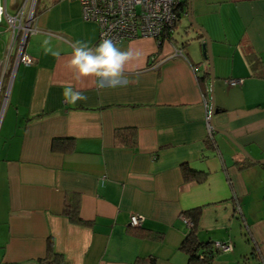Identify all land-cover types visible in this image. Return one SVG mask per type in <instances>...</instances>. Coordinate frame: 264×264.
<instances>
[{
    "label": "crops",
    "instance_id": "0c3cea01",
    "mask_svg": "<svg viewBox=\"0 0 264 264\" xmlns=\"http://www.w3.org/2000/svg\"><path fill=\"white\" fill-rule=\"evenodd\" d=\"M39 3L24 47L34 62L16 68L0 123V264H187L183 212L197 206L201 240L233 244L213 264H264V0H191L171 38L115 43L141 56L127 86L102 90L67 66L72 43L98 45V23L76 0ZM190 15L211 39L212 140L206 35ZM48 35L61 58L44 54ZM67 87L87 101L68 103ZM185 167L206 178L187 180ZM73 203L86 224L65 213Z\"/></svg>",
    "mask_w": 264,
    "mask_h": 264
},
{
    "label": "built area",
    "instance_id": "2783aa9c",
    "mask_svg": "<svg viewBox=\"0 0 264 264\" xmlns=\"http://www.w3.org/2000/svg\"><path fill=\"white\" fill-rule=\"evenodd\" d=\"M80 3L85 20L95 21L100 27L99 41L112 39L114 43L151 37L160 43L171 38L177 29L181 16L189 15L187 6L189 0H76ZM0 4L7 10L6 4ZM7 12V11H5ZM9 16L8 27L12 32V45L6 61L0 62V123L8 105L9 93L14 80L16 68L21 64H32L34 59L25 50L27 37L36 31L34 21L36 14L25 17L22 14ZM23 18V19H22ZM3 22V16L0 23ZM179 52L182 50L179 49ZM15 58V61H12ZM231 85L243 83V79H228ZM207 106L206 125L209 139H213L215 128L212 123L208 97H204ZM239 206V205H238ZM237 206V209L239 207ZM239 212V210L237 211ZM145 217L138 213H131L130 224L134 227L142 226ZM190 221V220H189ZM191 223V221H190ZM192 224V223H191ZM214 247L219 251L233 249L231 242L216 241Z\"/></svg>",
    "mask_w": 264,
    "mask_h": 264
},
{
    "label": "clouds",
    "instance_id": "9594fccd",
    "mask_svg": "<svg viewBox=\"0 0 264 264\" xmlns=\"http://www.w3.org/2000/svg\"><path fill=\"white\" fill-rule=\"evenodd\" d=\"M2 16L3 8L0 7V18ZM54 38L48 35L43 39L41 47L45 55L61 58V50L52 44ZM70 47H72V53L67 60V66L72 71L74 79L78 81L94 79L98 90L127 86V65L141 56L140 51L135 50L132 45L122 50L112 39H102L95 47H89L83 41H76ZM64 97L70 104L88 99L82 91L72 87L65 88Z\"/></svg>",
    "mask_w": 264,
    "mask_h": 264
},
{
    "label": "trees",
    "instance_id": "16d2710c",
    "mask_svg": "<svg viewBox=\"0 0 264 264\" xmlns=\"http://www.w3.org/2000/svg\"><path fill=\"white\" fill-rule=\"evenodd\" d=\"M116 137L122 142L135 141L131 139V133L129 129H118L116 131ZM62 138L53 139V150H59V141ZM207 173L205 171H198L185 167V178L187 180L202 181L206 178ZM203 206H197L188 209L183 214L191 221V227L189 232L181 242L180 248L184 250L188 255L187 264H213L217 254L220 252L214 247L215 241H203L199 236V220L201 218ZM65 213L70 217L71 221L75 223L86 224L85 221L80 217L76 203L73 205H67L65 207ZM53 251L52 242L49 241V253ZM255 253L256 247H255ZM149 261H153L152 258L138 257L134 264H147Z\"/></svg>",
    "mask_w": 264,
    "mask_h": 264
},
{
    "label": "rangeland",
    "instance_id": "374dc122",
    "mask_svg": "<svg viewBox=\"0 0 264 264\" xmlns=\"http://www.w3.org/2000/svg\"><path fill=\"white\" fill-rule=\"evenodd\" d=\"M2 2L3 6L6 4L7 10L4 9L3 22L0 23V60L6 61L11 50L13 32L9 30L7 18L13 15H20L19 19H21L23 14V23H25V17L31 15L33 12L36 14L40 3L39 0H2ZM184 22L185 19L182 20L181 25Z\"/></svg>",
    "mask_w": 264,
    "mask_h": 264
},
{
    "label": "water",
    "instance_id": "95a60500",
    "mask_svg": "<svg viewBox=\"0 0 264 264\" xmlns=\"http://www.w3.org/2000/svg\"><path fill=\"white\" fill-rule=\"evenodd\" d=\"M189 2H191V0H189ZM191 25L194 26V28L196 29H201L205 35H206V41L203 43V47H204V56L206 59L209 60V64H210V72H211V97H210V111H211V117H213L214 114V108H215V100H214V95H213V85H214V81H215V75H214V69H213V56H212V51H211V39L210 37L207 35V33L204 31L203 28H201L198 23L195 21V19L192 17V15H190V19H189ZM215 128V127H214ZM253 161H256L255 159L251 158ZM261 162H263V160H261Z\"/></svg>",
    "mask_w": 264,
    "mask_h": 264
},
{
    "label": "flooded vegetation",
    "instance_id": "af4514ba",
    "mask_svg": "<svg viewBox=\"0 0 264 264\" xmlns=\"http://www.w3.org/2000/svg\"><path fill=\"white\" fill-rule=\"evenodd\" d=\"M36 15H37V12H36Z\"/></svg>",
    "mask_w": 264,
    "mask_h": 264
}]
</instances>
